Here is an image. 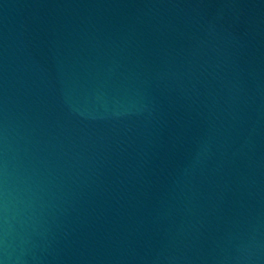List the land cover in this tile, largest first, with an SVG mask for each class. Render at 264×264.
<instances>
[{"label":"water","instance_id":"water-1","mask_svg":"<svg viewBox=\"0 0 264 264\" xmlns=\"http://www.w3.org/2000/svg\"><path fill=\"white\" fill-rule=\"evenodd\" d=\"M0 260L264 264V0H0Z\"/></svg>","mask_w":264,"mask_h":264},{"label":"clouds","instance_id":"clouds-1","mask_svg":"<svg viewBox=\"0 0 264 264\" xmlns=\"http://www.w3.org/2000/svg\"><path fill=\"white\" fill-rule=\"evenodd\" d=\"M0 264H5V262L3 260H0Z\"/></svg>","mask_w":264,"mask_h":264}]
</instances>
